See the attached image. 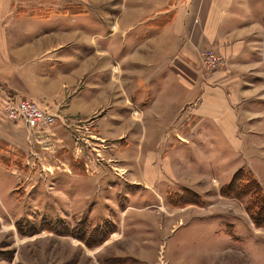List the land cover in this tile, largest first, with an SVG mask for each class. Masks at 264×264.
Returning a JSON list of instances; mask_svg holds the SVG:
<instances>
[{"label":"crops","instance_id":"crops-1","mask_svg":"<svg viewBox=\"0 0 264 264\" xmlns=\"http://www.w3.org/2000/svg\"><path fill=\"white\" fill-rule=\"evenodd\" d=\"M15 1L0 0V57L14 67L0 75V94L18 92L58 112L52 125L35 134L37 143L48 147L49 160L71 151L70 123L93 119L97 137L114 141L116 152L132 154L127 163L133 169L136 152L150 148L141 174L146 182L162 183L154 191L167 190L150 162L158 157L174 172L175 184L208 192V185L189 176L212 178L213 173L187 171L182 165L192 161L187 151L209 166L224 162L218 177L229 178L244 167L264 187V0H129V9L121 12L128 18L125 29H131L126 33L101 20L95 31H58L52 22L39 26L32 14L14 7ZM77 33L79 39L72 41L69 35ZM206 47L225 62L207 76L197 69ZM136 107L138 119L132 114ZM126 193L136 207L139 191L127 188ZM202 207L201 213L189 211L184 225L171 228L170 235L182 229L174 246L186 247L169 255L168 263L217 264L220 246L230 235L239 239L244 216L215 215ZM244 222L256 253L262 240Z\"/></svg>","mask_w":264,"mask_h":264},{"label":"rangeland","instance_id":"rangeland-1","mask_svg":"<svg viewBox=\"0 0 264 264\" xmlns=\"http://www.w3.org/2000/svg\"><path fill=\"white\" fill-rule=\"evenodd\" d=\"M14 7L32 14L39 26L52 22L58 31H68L69 27L95 31L94 24L100 20L110 30H114L115 25L116 29L121 27L123 33L131 30L125 29L129 26L128 18L121 15L122 10L129 9V0H17ZM69 36L72 41L79 39L78 33ZM205 50L214 52L219 59L218 65H203L201 54ZM42 51L39 49V53ZM199 56L197 69L206 76L225 66L223 58L212 48H203ZM3 58L0 57V75L14 70ZM6 94L9 93L0 94V264H169V255L186 247L184 244L174 246L182 229L170 235L171 228L188 222L185 218L189 211L201 213V206L212 208L215 215L236 217L241 214L245 218L241 216L242 224L236 231L239 239L230 235L232 239L220 246L222 255L218 260L221 262L217 264H264V224L252 221L251 212L247 211L248 199L221 193L222 186L233 177H218L224 162L215 161L209 166L187 151L192 157L189 164L183 160L187 171L213 173L212 178L202 174L197 178L189 176V180L209 186L205 190L208 192L196 193L175 184L174 172L166 170L158 157L150 159L153 171L160 170V180L167 185L165 194L160 193L154 190L162 183L154 184L151 179L146 182L141 174L147 169L145 149L150 148L146 146L136 152V168L133 169L127 163L132 154L116 152L114 141L97 137L91 126L93 119L70 123L71 151L62 158L49 160L45 156L48 147L37 143L40 140L35 134L55 121L48 126L27 129L5 115L2 107L9 98ZM16 94L28 99L24 94ZM28 100L41 110L54 113L55 120L58 118V112ZM138 109L132 110H137L132 112L136 119L139 118ZM23 113L27 111L23 109ZM172 131L167 130L163 137H168ZM138 148L141 149V145ZM69 155L70 161L64 159ZM64 160L69 161L66 166ZM164 163L168 166L167 158ZM240 169L250 175L248 169ZM179 171L185 172L184 169ZM260 175L264 183V171ZM258 183L264 190L260 181ZM127 188L139 191L135 205L141 207H133L128 202ZM143 193L145 195L139 200ZM244 221L262 240L256 253L248 240L249 230ZM242 227L243 232H240Z\"/></svg>","mask_w":264,"mask_h":264},{"label":"built area","instance_id":"built-area-1","mask_svg":"<svg viewBox=\"0 0 264 264\" xmlns=\"http://www.w3.org/2000/svg\"><path fill=\"white\" fill-rule=\"evenodd\" d=\"M202 56V63L208 66H216L219 63L218 57L212 50H205ZM9 96L3 102V111L5 115L13 120L23 122L27 129L39 128V126H48L55 121L54 113L47 110H41L36 104L30 102L28 99H23L17 96L16 93L6 94ZM23 109L27 114L23 113ZM137 110H134L136 113Z\"/></svg>","mask_w":264,"mask_h":264},{"label":"trees","instance_id":"trees-1","mask_svg":"<svg viewBox=\"0 0 264 264\" xmlns=\"http://www.w3.org/2000/svg\"><path fill=\"white\" fill-rule=\"evenodd\" d=\"M243 171L242 169L236 170L230 182L222 186L221 193L248 199L247 211L251 212L252 221L262 225L264 224V190L251 172L247 175Z\"/></svg>","mask_w":264,"mask_h":264}]
</instances>
